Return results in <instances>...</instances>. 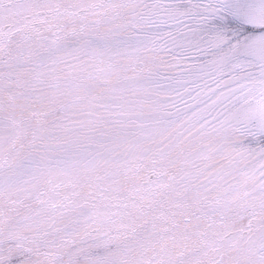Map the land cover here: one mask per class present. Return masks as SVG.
Returning a JSON list of instances; mask_svg holds the SVG:
<instances>
[{"label": "snow or ice", "instance_id": "6c2138e0", "mask_svg": "<svg viewBox=\"0 0 264 264\" xmlns=\"http://www.w3.org/2000/svg\"><path fill=\"white\" fill-rule=\"evenodd\" d=\"M0 264H264V0H0Z\"/></svg>", "mask_w": 264, "mask_h": 264}]
</instances>
